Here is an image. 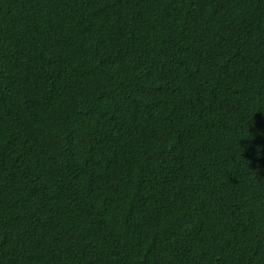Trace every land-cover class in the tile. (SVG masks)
Wrapping results in <instances>:
<instances>
[{
    "label": "trees",
    "instance_id": "obj_1",
    "mask_svg": "<svg viewBox=\"0 0 264 264\" xmlns=\"http://www.w3.org/2000/svg\"><path fill=\"white\" fill-rule=\"evenodd\" d=\"M0 264H264V0H0Z\"/></svg>",
    "mask_w": 264,
    "mask_h": 264
}]
</instances>
